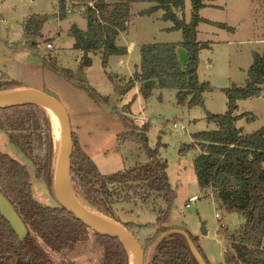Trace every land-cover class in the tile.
Returning <instances> with one entry per match:
<instances>
[{"label":"rangeland","instance_id":"1","mask_svg":"<svg viewBox=\"0 0 264 264\" xmlns=\"http://www.w3.org/2000/svg\"><path fill=\"white\" fill-rule=\"evenodd\" d=\"M204 2L206 5L200 15L208 21L199 23L198 40L208 46L200 51L198 74L202 81L212 86L204 92L206 109L218 114L227 110L228 98L222 89L246 86L250 81L248 71L254 60L253 54L264 50V0ZM154 5L156 3L147 1L132 3L127 29L116 39L117 46L127 47L128 51L110 55L106 66L102 63V49L90 52L92 65L84 67L87 81L71 82L66 73L70 71L76 75L82 51L74 47L75 39L70 29L74 25L86 30L84 15L72 13L61 18L57 0H0V76L5 75L22 86L34 87L61 100L69 112L80 145L105 175L149 161L143 146L133 139L124 141L122 138L126 127L117 110L130 104L128 113L136 123L149 125L147 145L156 149L158 156L166 162L176 197L170 205L163 196L157 197L155 203L151 199L150 204H145L132 194L130 202L121 204L123 209L116 207L115 215L123 222L136 225L131 230L144 248L145 264L153 262L157 238L147 247L146 243L157 230L155 222L161 210L169 211L170 226L185 227L195 236L210 262L225 264V253L231 247L228 237L241 228L245 218L221 204L211 192L206 193L200 188L194 160L201 149L183 150L184 145L193 144L195 133L214 130L217 125L206 119V109L189 107L187 102L179 103L176 90L159 88L156 79L136 81L122 96L115 89V85L124 86L134 76L136 66L140 64L142 45L182 41V31L173 29L174 22L163 18L162 8L151 10ZM185 5L184 13L178 15L189 22L191 0H185ZM35 14L49 15L42 29L43 35L34 39V44L41 47L38 51L42 53V62L29 59L34 44L27 43L23 34V23ZM214 23H226L234 29ZM46 39L52 40L53 49H46ZM177 57L182 66L188 61L187 51L181 45L177 47ZM50 60L56 70L49 67ZM84 84L93 86L106 100L89 94ZM144 86L151 88L147 96L141 90ZM237 114H244L236 122L244 134L264 129V87L258 96L239 100ZM52 122L57 138L56 125ZM0 151L26 165L36 200L49 206L58 205L51 187L37 175L32 159L12 143L1 128ZM195 194L199 199L187 206V200ZM49 252L56 264H98L102 247L92 236L88 243L79 244L73 250Z\"/></svg>","mask_w":264,"mask_h":264},{"label":"trees","instance_id":"2","mask_svg":"<svg viewBox=\"0 0 264 264\" xmlns=\"http://www.w3.org/2000/svg\"><path fill=\"white\" fill-rule=\"evenodd\" d=\"M141 1L156 3L151 10L162 8L163 18L172 20V28L181 30L183 38L178 44L142 45L140 64L136 66L134 76L124 86L115 85L117 94H126L136 81L156 79L159 88L176 90L179 103L187 102L189 107L206 109L204 92L212 86L202 81L198 74L200 51L208 46L198 40L199 23L207 20L200 15L206 5L204 0H191L192 15L189 22L178 15L185 11V0H97L96 8L89 7L83 14L87 29L82 30L74 25L70 29L75 39L74 47L82 51L80 63L84 67L91 66L89 53L102 49V63L106 66L110 55L128 51L127 47L117 46L116 39L127 29L132 3ZM67 14L61 3L60 17L64 18ZM48 19V14H35L23 23L24 38L31 46L36 43L34 39L43 35L42 29ZM214 24L234 29L226 23ZM46 40L53 43L50 39ZM178 45L187 51L188 61L184 66L178 61ZM32 53L42 57L41 51ZM253 58L248 71L249 83L242 87L222 89L228 98L227 110L216 114L206 109V119L215 123L217 128L195 133L193 144L183 146V150L193 147L201 149L194 160L200 188L206 193L211 192L221 204L245 218L241 228L228 237L231 247L225 253V264H264V129L244 134L236 125L239 117L245 114H237L239 100L258 96L264 87V50L261 53L255 51ZM48 65L57 69L51 60ZM66 76L71 82L79 80L70 71ZM83 87L92 96L106 100L93 86L84 84ZM16 88L24 86L5 75L0 76V91ZM141 90L147 96L151 88L144 86ZM128 112L130 104L117 110L126 127L122 138L124 141L133 139L140 147L143 146L149 161L105 175L82 148L74 132L71 181L80 201L96 212L112 217L132 232L131 228L136 225L120 220L115 215L116 207L130 202L132 194L140 197L145 204H150L151 199L155 203L157 197L163 196L170 205L176 193L169 182L166 162L158 156L156 149L147 145L148 123L139 126ZM0 128L7 132L12 143L32 159L37 175L53 191L56 135L49 114L34 104L0 108ZM0 191L12 202L28 228L27 235L23 239L19 238L0 213V264H56L49 251L63 253L73 250L79 244L88 243L92 236L102 247L98 264L130 263L128 250L120 239L96 232L59 203L49 206L36 200L26 165L1 151ZM168 223L169 211L161 210L155 222L157 230L147 238L146 247L168 229L188 231L185 227L170 226ZM190 235L206 258L195 236ZM152 264L199 263L186 238L173 233L157 247Z\"/></svg>","mask_w":264,"mask_h":264},{"label":"water","instance_id":"3","mask_svg":"<svg viewBox=\"0 0 264 264\" xmlns=\"http://www.w3.org/2000/svg\"><path fill=\"white\" fill-rule=\"evenodd\" d=\"M29 59L37 62L43 61V58L41 56H36L33 54L29 55ZM76 76L80 81H87L88 77L84 70L83 64L79 65V69L76 73ZM8 90L21 91L20 93H17L15 95L0 97V108L29 104L38 105L43 108L42 104H44L54 108L59 115L61 121V138L60 140L57 138L56 142V163L53 179V191L58 203L68 211L72 212L79 220L84 222L96 232L120 239L128 250L130 258L129 264H131L132 262L130 249L132 250L134 256V264H145L144 248L138 241V239L135 237L133 232L123 226V228L121 229L103 224L92 214H90V212L81 208L77 203L74 202L73 195L78 198L74 192L71 181L72 157L74 153V133L71 125L69 112L65 105L62 103V101L59 100L56 96L38 89L16 88ZM49 116L52 118L50 114ZM0 213L10 223L19 238L23 239L27 235L28 228L25 222L15 209L12 202L1 191ZM205 232L206 230H204V233ZM173 233H179L186 238L189 248L199 264H208L206 258L197 247L190 233L185 229L171 228L162 232L155 241V250L165 238H167Z\"/></svg>","mask_w":264,"mask_h":264},{"label":"bare ground","instance_id":"4","mask_svg":"<svg viewBox=\"0 0 264 264\" xmlns=\"http://www.w3.org/2000/svg\"><path fill=\"white\" fill-rule=\"evenodd\" d=\"M21 90H8V91H1L0 92V97L2 96H8V95H15L17 93H20ZM42 107L47 111V113H49L56 125V131H57V138L60 140L61 138V121L59 118L58 113L56 112V110L48 105H44L42 104ZM56 138V140H57ZM73 200L75 203H77L81 208L87 210L88 212H90V214H92L96 219H98L100 222H102L103 224L110 226V227H114V228H123L121 227L118 223L111 221L109 218L103 216L101 213L96 212L95 210H93L92 208H90L89 206H87L86 204H84L82 201H80L78 198L75 197V195H73ZM130 253H131V258H132V262L131 264H134V256L132 253V250L130 249Z\"/></svg>","mask_w":264,"mask_h":264},{"label":"built area","instance_id":"5","mask_svg":"<svg viewBox=\"0 0 264 264\" xmlns=\"http://www.w3.org/2000/svg\"><path fill=\"white\" fill-rule=\"evenodd\" d=\"M97 0H57L58 8L61 10V3L65 6V12L68 14L79 13L84 14L89 7L96 8ZM41 47L37 44L32 46L33 51H38ZM54 45L51 42L46 43V49H53ZM199 196L197 194L191 196L189 200H187L186 205L191 206V204L198 200ZM218 215V214H217Z\"/></svg>","mask_w":264,"mask_h":264},{"label":"crops","instance_id":"6","mask_svg":"<svg viewBox=\"0 0 264 264\" xmlns=\"http://www.w3.org/2000/svg\"><path fill=\"white\" fill-rule=\"evenodd\" d=\"M206 4V3H205ZM204 18V17H203ZM82 56V55H81ZM81 60V59H80ZM81 64V63H80ZM86 82V81H85ZM24 88H30V89H36L34 87H31V86H24ZM71 119V118H70ZM72 125V124H71ZM73 129V128H72ZM73 133H74V130H73ZM83 148V147H82ZM84 149V148H83ZM85 150V149H84ZM207 258V257H206ZM207 260L210 262V260L207 258ZM210 264H213L212 262H210Z\"/></svg>","mask_w":264,"mask_h":264}]
</instances>
